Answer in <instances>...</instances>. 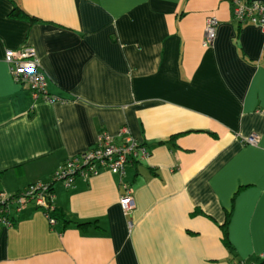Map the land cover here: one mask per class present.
Wrapping results in <instances>:
<instances>
[{
	"label": "crops",
	"instance_id": "1",
	"mask_svg": "<svg viewBox=\"0 0 264 264\" xmlns=\"http://www.w3.org/2000/svg\"><path fill=\"white\" fill-rule=\"evenodd\" d=\"M26 46L56 103L14 81L5 52ZM124 129L149 153L125 168L130 214L108 169L54 184L66 160L103 134L121 144ZM36 183L53 185L65 220L51 227L30 205L0 224V264H233L231 211L238 261L261 263L264 29L236 20L232 0H0V193Z\"/></svg>",
	"mask_w": 264,
	"mask_h": 264
},
{
	"label": "built area",
	"instance_id": "2",
	"mask_svg": "<svg viewBox=\"0 0 264 264\" xmlns=\"http://www.w3.org/2000/svg\"><path fill=\"white\" fill-rule=\"evenodd\" d=\"M232 6L233 16L236 20L264 29V1L232 0ZM217 28L216 18H208L203 41L204 48L213 44ZM4 60L10 67L14 81L26 87L34 101L51 104L58 101L48 93L47 78L33 47L26 46L19 50H7ZM123 133L127 136L130 134L127 129H124ZM247 142L255 145L258 142V137L252 136ZM148 155L147 149L132 137L128 136L124 142L117 144L111 136L103 134L92 150L66 160L54 174L53 182L54 184L61 183L66 189H70L74 186L76 179L88 181L103 169H108L111 174L118 175L121 179L122 194L119 202L125 215H128L134 209V200L129 185L123 181L125 168L130 163L146 159ZM54 199L55 194L51 184L36 183L24 191L12 195L2 192L0 193V224L12 227L15 224L16 216L28 206L34 205L43 210L45 218L53 227L57 224V219L53 216ZM262 258L264 259V255Z\"/></svg>",
	"mask_w": 264,
	"mask_h": 264
},
{
	"label": "trees",
	"instance_id": "3",
	"mask_svg": "<svg viewBox=\"0 0 264 264\" xmlns=\"http://www.w3.org/2000/svg\"><path fill=\"white\" fill-rule=\"evenodd\" d=\"M242 189H243V187L238 190L237 194ZM53 216L58 221L59 220H65L63 218V215L61 214V212L59 210H57L56 207H55V210L53 212ZM231 218H232V211H231V213L227 214V218H226L225 224L223 226H221V230H222V234H223V244L227 248V250L229 251V253H230L231 257H232V262H235L233 264H241V262L238 261V257H237V254L235 252V248H234V246L231 244V242L229 240L228 230H229V225H230V222H231ZM78 226L79 227H84V226H86V224H79ZM259 264H264V260L261 263H259Z\"/></svg>",
	"mask_w": 264,
	"mask_h": 264
}]
</instances>
